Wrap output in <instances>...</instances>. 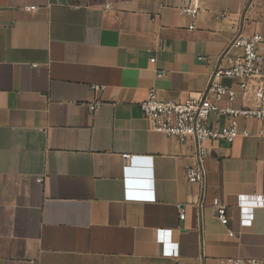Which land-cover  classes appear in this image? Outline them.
I'll return each mask as SVG.
<instances>
[{
    "label": "crops",
    "instance_id": "crops-1",
    "mask_svg": "<svg viewBox=\"0 0 264 264\" xmlns=\"http://www.w3.org/2000/svg\"><path fill=\"white\" fill-rule=\"evenodd\" d=\"M200 4L192 18L159 0H0V264L264 260V207L242 226L238 205L264 196V122L242 118L248 136L205 143L203 187L186 178L193 141L143 118L150 90L197 96L237 32L264 33V0Z\"/></svg>",
    "mask_w": 264,
    "mask_h": 264
},
{
    "label": "built area",
    "instance_id": "built-area-1",
    "mask_svg": "<svg viewBox=\"0 0 264 264\" xmlns=\"http://www.w3.org/2000/svg\"><path fill=\"white\" fill-rule=\"evenodd\" d=\"M162 6L174 7L182 15L197 18L201 11L200 0H159ZM57 3L82 4V0H50ZM107 3L105 8H109ZM24 10L33 12L37 6H24ZM195 28V24L190 25ZM264 33L247 34L237 32L228 42L217 60V65L210 74L206 89L197 96L173 101L159 98L155 90H150L148 97L141 103L143 118L150 128L169 137H176L180 143L189 140L194 143L195 164L186 167L188 182L205 186V159L208 150L205 143L226 142L232 144L239 136H248L249 131L242 130L239 121L257 119L264 122V54L261 46ZM152 62L155 57H151ZM162 73L159 74L161 76ZM225 80L234 84L226 83ZM100 101L91 105L96 109ZM216 117L217 123L213 119ZM221 124V125H220ZM264 135V128H263ZM43 178L40 177L41 181ZM257 197L260 199L258 200ZM238 205L241 212V225L251 226L252 209L264 207V196L240 194ZM214 208L222 224L229 223L228 206L219 198L214 200ZM185 213L180 212V219ZM172 230L161 231L164 254H172ZM218 264H264L256 258H221Z\"/></svg>",
    "mask_w": 264,
    "mask_h": 264
}]
</instances>
